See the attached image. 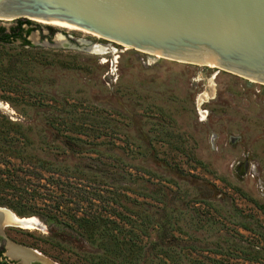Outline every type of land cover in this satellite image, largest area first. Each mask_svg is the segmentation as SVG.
I'll return each mask as SVG.
<instances>
[{
	"label": "rangeland",
	"instance_id": "rangeland-1",
	"mask_svg": "<svg viewBox=\"0 0 264 264\" xmlns=\"http://www.w3.org/2000/svg\"><path fill=\"white\" fill-rule=\"evenodd\" d=\"M22 28L31 45L0 42V179L21 189L30 168L43 179L39 195L0 187L1 209L37 219L8 240L48 264H264V85ZM67 37L105 50L52 45Z\"/></svg>",
	"mask_w": 264,
	"mask_h": 264
},
{
	"label": "water",
	"instance_id": "water-1",
	"mask_svg": "<svg viewBox=\"0 0 264 264\" xmlns=\"http://www.w3.org/2000/svg\"><path fill=\"white\" fill-rule=\"evenodd\" d=\"M18 19L81 28L136 51L211 65L264 85V0H0V20ZM55 38L54 47L92 53L91 41Z\"/></svg>",
	"mask_w": 264,
	"mask_h": 264
},
{
	"label": "trees",
	"instance_id": "trees-1",
	"mask_svg": "<svg viewBox=\"0 0 264 264\" xmlns=\"http://www.w3.org/2000/svg\"><path fill=\"white\" fill-rule=\"evenodd\" d=\"M15 21H17V26L15 28H12L10 33H7L3 27H0V42L8 43L11 39L17 38V39H20L24 45H31L30 42L26 39V36L23 35L24 32L22 28V25L25 23H28V20L18 19ZM7 163L9 162L0 160V164L3 166L7 165ZM39 168L46 170L45 167L40 166V165H39ZM2 171L3 170L0 168V173ZM25 174L29 178H27L24 184L21 185L22 186L21 189L15 188V186L13 185V184H16V181L12 178V175L7 176L5 179H0V187L14 189L18 195H23V194L29 195V196H33L36 194L39 195L38 193L40 192L37 190V185H39V180H42L43 176L39 173L38 170H35L33 168L26 169ZM96 219L97 218H93L92 220L88 221L87 219L79 218L78 219L79 226H85V227L87 226L86 228L90 226L96 227L98 226V221H96ZM121 245L128 246V248H125V250L127 251H130L131 250L130 248L134 247L133 244L125 243L124 241H121Z\"/></svg>",
	"mask_w": 264,
	"mask_h": 264
},
{
	"label": "bare ground",
	"instance_id": "bare-ground-1",
	"mask_svg": "<svg viewBox=\"0 0 264 264\" xmlns=\"http://www.w3.org/2000/svg\"><path fill=\"white\" fill-rule=\"evenodd\" d=\"M32 21H35V22L43 24V25H50V26H54V27H58V28H62V29L70 30V31H78V32H81L83 34L91 35L93 37H99V36H97L91 32H88L84 29H81V28L59 25V24H55V23L43 21V20L32 19ZM104 50H105V48L100 47L98 45H93V46H91V48H89L90 52L99 53V54L104 52ZM210 67H213V66L210 65ZM198 102H200V101H198ZM36 224H37V219H35V218L20 219V218H17L15 216H12L11 214H9V212H6L4 210H0V226L1 225H12V226L20 227L23 229H33ZM8 255L11 258H19L20 257L23 262H25L31 256L29 251H26V250L20 249V248H16V249L11 248L8 251Z\"/></svg>",
	"mask_w": 264,
	"mask_h": 264
},
{
	"label": "flooded vegetation",
	"instance_id": "flooded-vegetation-1",
	"mask_svg": "<svg viewBox=\"0 0 264 264\" xmlns=\"http://www.w3.org/2000/svg\"><path fill=\"white\" fill-rule=\"evenodd\" d=\"M49 39H51V36H49ZM8 227H16L12 225H1L0 226V264H48L49 261H47L45 258L41 256L40 253L37 251L31 250L27 247H24L21 244H17L13 241H10L6 238L5 229ZM18 229L24 230L23 228L16 227ZM12 246V247H10ZM10 247V248H9ZM13 248H20L24 249L26 251H29L31 256L29 259H27L25 262L22 261V259L19 258H11L8 255V251Z\"/></svg>",
	"mask_w": 264,
	"mask_h": 264
}]
</instances>
